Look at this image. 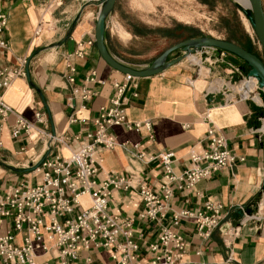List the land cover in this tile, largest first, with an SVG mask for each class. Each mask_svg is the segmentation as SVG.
Here are the masks:
<instances>
[{"label": "crops", "instance_id": "1", "mask_svg": "<svg viewBox=\"0 0 264 264\" xmlns=\"http://www.w3.org/2000/svg\"><path fill=\"white\" fill-rule=\"evenodd\" d=\"M47 6V0H0V7L9 17L6 37L10 45L0 54V65H18L27 58V75L13 81L5 99L28 119L43 108L48 114L50 132L71 137L84 135L95 129L93 120L98 117L100 107L109 103L114 92L113 80L121 78L123 72L113 68L97 48L95 32L100 0H57L54 6ZM175 35H180V23L145 20L133 8L132 0H116L106 19L109 52L138 69L146 68L179 42L173 39ZM78 48L84 49V56H70ZM206 49L195 54L206 55ZM210 49L216 51L212 56L215 64L210 68L214 75L228 81L230 76L224 71L228 60L246 69L244 60L235 54ZM175 55L173 52L169 59ZM192 63L201 64V60L186 58L158 74L137 78L139 95H132L134 89L127 91V118L130 122L150 121L151 131L145 127L129 130L126 126H115L113 131L119 144L99 149L103 161L97 178L104 179L111 172L131 177V187L115 189L109 206L119 214L135 216L145 207L139 180L160 193L164 168L159 155L173 150L174 171L183 172L191 152L207 147V130L212 122L228 138L230 148L245 159L237 158L234 164L200 180L192 189L175 188L161 220L136 218L134 236L141 246L140 254L145 261L149 244L157 240L163 227H169L180 231L187 242L185 262L264 264V135L255 131L262 109L252 99L237 96L235 90L242 91L243 83L228 88L229 94H225L223 79L208 85L203 67L197 74ZM70 64L75 67L74 72ZM94 71L95 81H86ZM71 75L74 82L68 80ZM101 80L105 83L101 84ZM83 88L93 92L90 98L82 97ZM209 92L222 93L224 103L215 98L208 102ZM71 115L87 122H70ZM14 121L15 117L10 116L0 131V195L24 181L40 182L41 175L34 167L47 154H69L63 145L49 149L37 133L14 138ZM72 146L78 149L80 144L75 141ZM209 200L223 205L222 226L210 236L199 234L194 218L182 216L180 224L174 225L176 213L202 209ZM83 203L89 204V199L83 198ZM250 206L255 209L252 216L238 213L239 208ZM12 227L11 219L6 218L0 224V233ZM23 237V233L17 234V242L21 243ZM112 251V247L80 246L78 259L65 263L56 250L38 251L36 264H107L111 262Z\"/></svg>", "mask_w": 264, "mask_h": 264}, {"label": "built area", "instance_id": "2", "mask_svg": "<svg viewBox=\"0 0 264 264\" xmlns=\"http://www.w3.org/2000/svg\"><path fill=\"white\" fill-rule=\"evenodd\" d=\"M49 1L47 0L48 8L57 2ZM8 22V15L0 7V54L10 47L6 37ZM72 55L83 57L84 49L78 48L70 56ZM25 64L27 58L21 59L18 65H0V131L13 115L14 138L29 137L37 133L49 149L53 145H63L69 154H47L34 167V171L41 175L40 182L30 184L24 181L0 195V224L9 218L13 226L11 230L0 233L2 264H36L38 251L52 250L58 251L65 263L68 259H78L80 246L112 247L111 262L107 264H199L185 262L187 242L180 231L169 227H163L157 240L149 244L148 258L144 261L140 254L141 246L134 236V225L136 218L161 220L169 209L175 188L192 189L200 180L234 164L237 158L243 161L245 158L238 156L230 148L228 138L211 122L207 130V147L200 152H191L188 166L181 173L174 171L175 152H162L159 157L164 174L160 193L155 192L148 183L139 180L144 209L135 216L119 214L110 209V198L115 189H129L132 178L111 172L99 180L97 176L103 161L99 149H111L119 144L113 131L115 126H126L129 130L145 127L151 131L150 121L130 122L127 118V91L131 88L134 89L133 96L139 95L138 77L122 73L121 78L113 80V95L108 104L100 107L98 117L93 120L95 129L84 135L76 134L71 137L47 130L48 114L43 108L35 111L33 119H28L16 112L6 101L5 92L12 86L13 81L27 75ZM70 68L75 71L71 64ZM250 78L256 79L254 76L248 79ZM95 79L94 71L86 81ZM68 80L74 82L75 77L68 76ZM99 82L105 83L104 80ZM222 92L229 94L224 90ZM257 92L258 100L254 95L244 98L252 99L262 109L258 116L260 123L255 131L264 135V88L258 85ZM92 94V91L85 88L81 93L84 99L90 98ZM205 118L209 121L208 114ZM77 121L86 123L87 119L70 116V122ZM75 141L80 144L78 149L72 146ZM83 197L89 199V204L83 203ZM222 211L221 203L209 200L202 209H186L176 213L173 223L179 225L182 216L194 218L199 234L208 237L216 228L222 226ZM20 233L24 237L18 243L16 238Z\"/></svg>", "mask_w": 264, "mask_h": 264}, {"label": "rangeland", "instance_id": "3", "mask_svg": "<svg viewBox=\"0 0 264 264\" xmlns=\"http://www.w3.org/2000/svg\"><path fill=\"white\" fill-rule=\"evenodd\" d=\"M236 4L235 0H132L133 8L145 20L159 24L167 21L180 23V35L173 37L175 41L194 36H213L247 47L264 60V50L254 27L250 19ZM206 50V55L202 53L200 56L194 55L200 58L201 64L204 66L205 80L209 85L210 82L223 79V77L218 74L214 75L210 69L211 64H215L212 56L216 51L210 48ZM228 62L224 71L230 78L228 81L223 79L225 81L223 90L227 93H229L228 88L233 89L232 87H237L245 79L252 77L249 75L250 69L243 70L235 62L230 60ZM201 64L192 63L197 74H200ZM235 91L238 97H244L243 90L236 89Z\"/></svg>", "mask_w": 264, "mask_h": 264}, {"label": "water", "instance_id": "4", "mask_svg": "<svg viewBox=\"0 0 264 264\" xmlns=\"http://www.w3.org/2000/svg\"><path fill=\"white\" fill-rule=\"evenodd\" d=\"M100 1H101V8L98 14L97 23H96V32H95L96 44L102 57L113 68L123 73L131 74L136 77H147L162 72L167 67L188 58L189 55H193L200 50H203L205 48H215L221 54L224 51H227L232 54H235L236 56L240 57L242 60L246 61L247 64L250 66L249 75L254 76L258 80L259 86L264 88V60L256 53L249 51L245 47L233 41L216 38L213 36H197V37H190L181 40L173 44L169 48H167L149 66L143 69H138L121 62L109 52L105 39L106 19L112 12L116 0H100ZM248 1H249V6L247 7L243 6L237 1L236 2L239 8L250 19L254 27V30L258 36V39L262 45V48L264 50V3L263 0H248ZM173 52H176L175 57L169 59L170 54H172ZM222 97L223 94L220 92L217 94H215L214 92H209L206 96L208 102H211L215 98L217 102L224 103ZM254 212L255 209L253 208V206L241 207L238 209V213L242 216L243 215L251 216L253 215Z\"/></svg>", "mask_w": 264, "mask_h": 264}, {"label": "bare ground", "instance_id": "5", "mask_svg": "<svg viewBox=\"0 0 264 264\" xmlns=\"http://www.w3.org/2000/svg\"><path fill=\"white\" fill-rule=\"evenodd\" d=\"M235 1L239 2L240 4H242L245 7L249 6L248 0H235ZM191 58H197V56L194 54L189 55V60ZM201 67H204V66L201 64ZM202 70H203V68H202ZM242 83H243L242 84L243 85V91L242 92H243L244 97L254 95L255 99L258 100L257 87H258L259 83H257V80L254 78H250V79H245ZM83 198H85V197H83Z\"/></svg>", "mask_w": 264, "mask_h": 264}, {"label": "trees", "instance_id": "6", "mask_svg": "<svg viewBox=\"0 0 264 264\" xmlns=\"http://www.w3.org/2000/svg\"><path fill=\"white\" fill-rule=\"evenodd\" d=\"M237 5V4H236ZM237 7L239 8V6L237 5ZM244 47V46H243ZM246 49H248L249 51H251V52H254V51H252L251 49H249V48H247V47H245ZM255 53V52H254ZM245 62V66H246V68L247 69H250V66L247 64V62L246 61H244ZM262 113V110L259 112V115Z\"/></svg>", "mask_w": 264, "mask_h": 264}]
</instances>
